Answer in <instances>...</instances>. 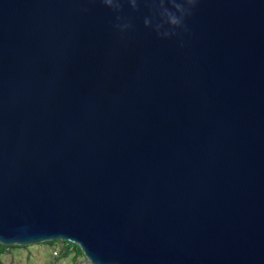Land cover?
Here are the masks:
<instances>
[{"label": "water", "instance_id": "water-1", "mask_svg": "<svg viewBox=\"0 0 264 264\" xmlns=\"http://www.w3.org/2000/svg\"><path fill=\"white\" fill-rule=\"evenodd\" d=\"M91 264H264V0H0V243Z\"/></svg>", "mask_w": 264, "mask_h": 264}, {"label": "rangeland", "instance_id": "rangeland-1", "mask_svg": "<svg viewBox=\"0 0 264 264\" xmlns=\"http://www.w3.org/2000/svg\"><path fill=\"white\" fill-rule=\"evenodd\" d=\"M62 244H34L29 247L7 249L0 255V264H91L85 256H76L73 252L61 257Z\"/></svg>", "mask_w": 264, "mask_h": 264}, {"label": "trees", "instance_id": "trees-1", "mask_svg": "<svg viewBox=\"0 0 264 264\" xmlns=\"http://www.w3.org/2000/svg\"><path fill=\"white\" fill-rule=\"evenodd\" d=\"M42 244H49L52 246H56L57 244H62V256L61 257H67L69 255H71L73 252L75 253L76 256H85L83 251L81 250V248L77 245L74 244L72 242L69 241H62V240H52V241H46ZM16 247H29V245H24V246H20V245H4L0 243V255H2L7 249H11V248H16Z\"/></svg>", "mask_w": 264, "mask_h": 264}, {"label": "clouds", "instance_id": "clouds-1", "mask_svg": "<svg viewBox=\"0 0 264 264\" xmlns=\"http://www.w3.org/2000/svg\"><path fill=\"white\" fill-rule=\"evenodd\" d=\"M106 2L111 5L113 3V0H106Z\"/></svg>", "mask_w": 264, "mask_h": 264}]
</instances>
